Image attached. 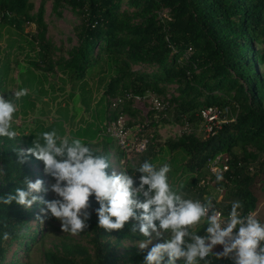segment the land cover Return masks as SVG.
<instances>
[{
    "label": "trees",
    "instance_id": "1",
    "mask_svg": "<svg viewBox=\"0 0 264 264\" xmlns=\"http://www.w3.org/2000/svg\"><path fill=\"white\" fill-rule=\"evenodd\" d=\"M52 1L54 7L65 5L79 18L74 29L75 45L66 56L56 59L45 37L43 4L33 12L31 0H0V38L5 37L0 85L12 58L17 66L19 91H28L17 100L19 114L26 116L41 96L51 95L47 101L56 100L57 86L61 92L67 86L70 100L55 104L51 120L46 124L34 121L24 137L18 132L15 139L0 136V197L15 194L17 188L26 190L24 180L31 179L33 161L48 179L52 178L45 173L43 162L32 155L23 164L17 162L16 149H22L21 145L32 148L42 133L56 130L61 138H79L95 154L108 157L109 145L114 141L103 133L104 124L121 112L128 117L127 125H133L138 111L132 97L148 93L164 96L167 84L173 83L164 107L149 111L150 119L139 131L145 133L146 142L144 150L136 154L138 165L129 170L137 177L135 186L141 175L135 170L143 162L157 159L163 162L161 166L175 164L168 179L183 177L174 189L189 191L193 200L201 199L208 186L198 184L207 174L205 161L224 153L229 158L225 180L210 184L224 187L218 207L228 213L232 203L239 201L240 211H256L264 196V76L257 69L264 62V0ZM163 10L166 17L160 15ZM28 23L34 24L35 32L24 34L23 25ZM24 48V64L18 63L15 54ZM125 93L131 97H125ZM115 97H122V101L111 107ZM205 106L218 107L226 119L212 135L198 138L181 133L175 140L157 143L156 135L147 132L150 126L168 122L167 115L175 123H190L199 118V110ZM236 147L240 153L234 151ZM117 155L121 156L120 150ZM205 198L213 200L214 195ZM90 201L91 215L84 231L90 234L91 254L77 256L71 248L63 252L50 250L44 253L48 264H144L148 250L131 246L121 260L113 248L123 238H146L131 231L136 223L130 220L120 230H105L98 225V202L94 196ZM28 215L25 207L15 201L0 203V264H10L5 259L11 245H24L25 251L28 244L42 236L38 223L36 229L29 228ZM205 229L201 221L193 232L200 235ZM213 251L222 252L223 248L215 246ZM208 259L212 264H234L231 258ZM176 264H183V260Z\"/></svg>",
    "mask_w": 264,
    "mask_h": 264
},
{
    "label": "clouds",
    "instance_id": "2",
    "mask_svg": "<svg viewBox=\"0 0 264 264\" xmlns=\"http://www.w3.org/2000/svg\"><path fill=\"white\" fill-rule=\"evenodd\" d=\"M27 94V89H21L14 96L19 99ZM15 112L13 101L0 96V136L17 137V132L12 130ZM33 143L34 146L26 151L16 149L17 162L23 164L28 155L42 161L45 173L55 180L50 190L58 198L48 201L34 195L49 189L41 179L33 182L25 178L26 190L17 188L15 194L0 197V203L9 205L15 201L26 209H31L35 203L44 205L38 219L44 221L54 217L60 221L63 232L75 235L88 226L90 197L94 196L99 204L96 214L101 228L120 230L130 220L138 221L131 231L149 238V242L140 244L141 249L148 248L153 234L163 238V242L147 251L144 264H176L177 260H183V264H201L202 261L212 264L208 259L212 256L231 258L234 264H264V224L252 213L242 216L241 202L234 201L224 219L211 199L202 203L186 199L173 190L168 182L171 171L168 164L157 168L149 161L143 162L135 170L141 173L139 185L135 186L134 175L115 171L109 174L108 157L95 154L79 138H61L52 130L42 133ZM202 220L208 225L203 237L190 230ZM216 245H222L223 251L214 253Z\"/></svg>",
    "mask_w": 264,
    "mask_h": 264
},
{
    "label": "rangeland",
    "instance_id": "3",
    "mask_svg": "<svg viewBox=\"0 0 264 264\" xmlns=\"http://www.w3.org/2000/svg\"><path fill=\"white\" fill-rule=\"evenodd\" d=\"M32 2V11L34 12L38 5L40 3L43 4V20L46 24V31H45V37L47 39V42L51 44L52 51L51 54L53 55V58H57V56H66L67 51L75 45L76 38L74 35V29L76 25L79 23L78 16L70 10L65 5L62 6H53L52 0H31ZM124 7V6H122ZM132 13V11H129ZM133 19H137V16L132 15ZM34 24L28 23L23 25L22 33L24 34H31L34 33ZM12 36V35H11ZM4 35L0 38V57L2 56V48L5 45ZM26 48L24 50L20 51L19 53L15 54V58L17 59L18 63H24L25 58L23 53H25ZM14 52L16 50H13V56ZM30 52V51H29ZM5 53V52H4ZM34 52H30L32 55ZM10 70L8 71V74L6 76V79L1 83L0 85V96H4L5 99H10L13 101V103L16 105V112L13 115V121H12V128L14 131L18 132L21 137H24L27 132L33 128L34 121L39 120L42 123H48L50 118L53 117V109L55 108V104L58 103L61 104L62 101L66 100L67 102H70L67 96V86L65 87V91L61 92L59 89V86L56 87L55 92L57 94V99L50 101V99L41 100L39 97V101L43 103V107L41 106L40 111L42 117L37 116L38 114H30L29 117L23 116L19 114V101L15 98L14 93L19 91V78L17 77V66L14 64V60L11 58L9 61ZM134 68H138L137 66H134ZM258 71L262 76H264V62L258 66ZM36 70V69H35ZM175 85L173 83L167 84V91L164 96H158L150 94V96L156 97L160 100L163 99V102H167L166 97L169 96V93L173 92V88ZM264 103V102H263ZM40 105V103H39ZM135 108L137 109V117L134 119L133 125H144L149 119L151 114L149 111L150 109V103H149V97H147L145 100L137 102L134 104ZM39 107V106H38ZM37 107V108H38ZM36 108V109H37ZM153 116H155L153 114ZM78 115L75 119H77ZM171 116L167 115L166 119L168 122L165 123H157L155 127L150 126L147 128L148 133H152L153 135H156L155 138L157 143H162L165 140H175L181 133H192L194 136L198 138H204L206 137L207 133L202 127V123L197 116L192 122H185V123H175L171 120ZM129 121H132L130 119ZM145 134V133H144ZM113 142L109 145V151L110 154L108 156L109 162H110V168L108 169V172L111 174L112 171L117 172V174H120L121 172H127L129 175H133L134 173L132 171H129L130 168L134 165H138V156L136 154L130 153V156L127 158L125 163H119L120 155H117L118 147L116 146V149H114ZM21 148L23 150H27L25 146L21 145ZM249 148V147H248ZM96 149H100L99 146L96 147ZM116 152H115V151ZM234 151L237 153H240V149L238 147L234 148ZM164 156V159H168V155L162 154ZM154 165L158 167L161 166L163 162L159 160H154L152 162ZM171 170L175 167L174 163H169ZM31 168V180L35 182L37 179H41L44 181V187L46 189H49L47 192H41V193H34V195L42 196L45 200L51 201L53 199H56L55 193H53L50 190V187L53 183H55L54 178L48 179L45 174L41 171L38 162L33 161L30 164ZM177 175V174H176ZM175 175V176H176ZM207 174H203V178L205 179V176ZM183 177L175 178L170 177L168 179L169 184L173 188V190H176L184 195V198L186 199H192L193 195L189 191H183L179 189H174L177 182L182 181ZM134 180H137V177H134ZM185 181L183 182V184ZM145 188H147L145 186ZM193 190V189H192ZM194 191V190H193ZM192 191V192H193ZM207 195H214V191L211 186H208L207 189ZM42 207H45L44 205H41L39 203L33 204L31 209L25 210L29 213L28 219H27V225L31 230H34L37 228H40V231L43 232L40 239L34 243V244H28L25 251H23L24 245H21L19 248L15 247V244L11 245L8 253L6 255L5 261L9 262L10 264H48V262L45 260L44 253L46 251H59L63 252L65 249H74L78 255L82 253H90L92 252V248L89 244L90 234L86 231H83L79 234H71L70 232H63L61 229V223L59 220H57L54 217H51L49 219H46L44 221L38 219V217L41 216L40 209ZM90 212V210L88 209ZM256 216L257 219L260 221L261 224H264V196L261 198L260 202L258 203L256 207ZM134 221V220H133ZM204 224L206 225V229L208 225L204 220H202ZM136 224H138V221H134ZM201 223V222H200ZM196 226V225H195ZM195 226H193L190 230L193 232ZM206 229L199 235L201 237L206 235ZM142 242H149V238L144 239H128L123 238L119 242H117L114 245V251L115 254L120 257V259H125L127 256V251L129 247L136 246L137 248H140V244ZM163 242V238H157L155 234H153L152 242L148 245V248H145L146 250H149L154 244ZM217 247L223 248L222 245H216Z\"/></svg>",
    "mask_w": 264,
    "mask_h": 264
},
{
    "label": "built area",
    "instance_id": "4",
    "mask_svg": "<svg viewBox=\"0 0 264 264\" xmlns=\"http://www.w3.org/2000/svg\"><path fill=\"white\" fill-rule=\"evenodd\" d=\"M160 15L166 17L165 11H161ZM124 95L127 98L131 97L130 93H125ZM147 97H149L151 110L157 112L164 107L165 103L162 102V100L150 96V94H145L141 97H132L133 106L135 107V103L143 101ZM121 101L122 97H115L112 100L111 107H115ZM198 116L202 123V127L206 131L207 135H212L216 133V131L221 127L222 123L226 121V119L221 115V110L216 106L202 107L199 110ZM127 121L128 117L126 116V114L118 112L116 116H114L112 119H110L104 124L103 133L112 138L114 144L118 147V150H120L121 152L119 163H125L126 160H128L127 158L130 156V153L138 154L142 152L145 148L146 138L144 134L139 132L142 129L143 125L135 124L132 127L127 125ZM228 159V156L224 153H217L211 157H208L205 161V169L207 175L205 176V179H200L198 184L201 186L208 185L212 187V185L210 184H212L214 180H218L217 177H222L221 180L224 181V174L229 168ZM207 187L206 189H208ZM212 189L214 191V199L212 200L213 205L215 209L222 214V218L226 219L230 212H222V210L217 205V202L221 199V196L223 194L224 187L215 186L212 187ZM206 196L207 194H203V198H199L197 200H200L203 203L206 201ZM240 213L242 216H247L249 213H252L256 217L255 210H249L246 212L240 211Z\"/></svg>",
    "mask_w": 264,
    "mask_h": 264
},
{
    "label": "crops",
    "instance_id": "5",
    "mask_svg": "<svg viewBox=\"0 0 264 264\" xmlns=\"http://www.w3.org/2000/svg\"><path fill=\"white\" fill-rule=\"evenodd\" d=\"M23 64H24V63H23ZM40 98H41V100H46L45 96H41ZM39 103H40V105H39ZM38 106H39V107H38ZM41 106L43 107V103H42L41 101L37 100V101L35 102V107L32 108V109H33L32 111H28L26 117H29L30 114H38L37 116L43 118L44 116L40 115V114H41V113H40V108H41ZM37 107H38V108H37ZM36 108H37V109H36ZM53 116H54V115H53ZM50 120H51V118H50ZM50 120H49V121H50ZM45 124H46V123H45Z\"/></svg>",
    "mask_w": 264,
    "mask_h": 264
}]
</instances>
